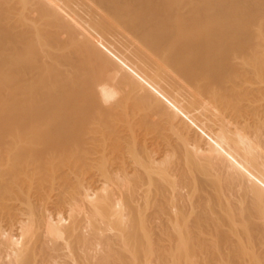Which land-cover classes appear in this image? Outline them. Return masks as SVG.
Instances as JSON below:
<instances>
[{
    "label": "bare ground",
    "instance_id": "1",
    "mask_svg": "<svg viewBox=\"0 0 264 264\" xmlns=\"http://www.w3.org/2000/svg\"><path fill=\"white\" fill-rule=\"evenodd\" d=\"M0 264H264V0H0Z\"/></svg>",
    "mask_w": 264,
    "mask_h": 264
},
{
    "label": "rangeland",
    "instance_id": "2",
    "mask_svg": "<svg viewBox=\"0 0 264 264\" xmlns=\"http://www.w3.org/2000/svg\"><path fill=\"white\" fill-rule=\"evenodd\" d=\"M197 198H198V197H197ZM57 208H58V207H57ZM57 211H58V209H57ZM58 212H59V211H58ZM59 213H60V212H59ZM228 231L230 232L231 230H230V229H227V230L225 231V233H223V236H224V234H225V237H226V234H227V237H228V235H229V239L226 237L229 241H230V239H231V240H234V241L237 240V236H236V234L233 233L234 231H231L232 233H229ZM230 237H231V238H230ZM226 238H224V239H226ZM227 239H226V240H227ZM228 240H227V241H228ZM219 241H220V240H219ZM253 244H255V242H254ZM253 244L251 243L250 245H253ZM257 245H258V244H257ZM257 248H258V246H257Z\"/></svg>",
    "mask_w": 264,
    "mask_h": 264
}]
</instances>
